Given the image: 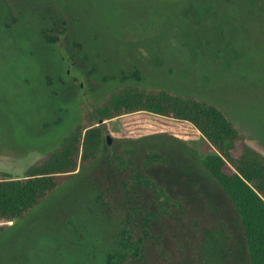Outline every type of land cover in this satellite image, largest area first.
Here are the masks:
<instances>
[{"label": "rangeland", "instance_id": "374dc122", "mask_svg": "<svg viewBox=\"0 0 264 264\" xmlns=\"http://www.w3.org/2000/svg\"><path fill=\"white\" fill-rule=\"evenodd\" d=\"M136 71L141 81L123 80ZM125 84L215 105L264 154V0H0V172L24 178L80 121L83 104L101 102ZM106 124L116 138L170 131L186 140L149 142L170 160L152 175L192 207L169 226L182 242L188 239L174 258L178 264H246L236 213L194 154H212L209 143L146 112ZM110 159L104 156L8 224L0 235V264H103L117 222L95 204L93 188L100 180V190L113 185L103 178L113 171ZM118 193L116 204L106 198L111 215L122 218ZM195 229L204 232L198 251ZM162 243L170 246L168 237ZM147 256L144 264H161L154 246Z\"/></svg>", "mask_w": 264, "mask_h": 264}, {"label": "trees", "instance_id": "16d2710c", "mask_svg": "<svg viewBox=\"0 0 264 264\" xmlns=\"http://www.w3.org/2000/svg\"><path fill=\"white\" fill-rule=\"evenodd\" d=\"M45 37L48 42L57 41L48 33ZM123 76L125 81L130 77L136 81L142 79L139 71ZM140 112L178 122L209 143L213 153L201 158L194 152L196 160L223 191L236 213L246 264H264V154L252 148L244 134L215 105L193 96L136 84L114 89L101 102L83 104L80 121L58 147L29 167L24 178L15 179L0 172V235L8 224L24 219L49 195L108 156L111 158L108 169L113 171L103 178L113 185L105 183L106 188L100 190V184H104L100 180L98 189L93 188L99 192L95 204L108 210L103 211L108 220L117 222L113 247L103 264H144L151 245L161 264H178L179 259L174 258L184 252L181 246L188 239L182 242L184 237H178V231L169 226L175 227L179 220L190 215L192 207L185 197H173L167 185L152 175L154 169L169 166L170 160L160 148H150L149 142L163 138L186 145V140L170 131L137 138H116L111 134L106 137L107 121ZM1 142L0 132V148ZM119 189L123 194L120 195L122 218L111 215V202L106 198L110 195L116 204ZM192 225L202 227L199 221ZM194 236L198 251L203 229L202 232L195 229ZM166 237L169 247L162 243ZM228 237L231 239V235Z\"/></svg>", "mask_w": 264, "mask_h": 264}, {"label": "water", "instance_id": "95a60500", "mask_svg": "<svg viewBox=\"0 0 264 264\" xmlns=\"http://www.w3.org/2000/svg\"><path fill=\"white\" fill-rule=\"evenodd\" d=\"M101 127H102V129H104V123L101 121ZM109 136V133H107L106 134V137H108Z\"/></svg>", "mask_w": 264, "mask_h": 264}]
</instances>
